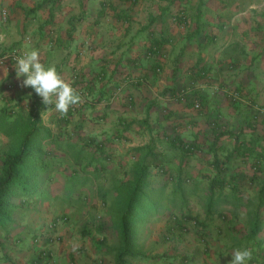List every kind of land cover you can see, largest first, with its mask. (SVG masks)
<instances>
[{
    "label": "crops",
    "instance_id": "crops-1",
    "mask_svg": "<svg viewBox=\"0 0 264 264\" xmlns=\"http://www.w3.org/2000/svg\"><path fill=\"white\" fill-rule=\"evenodd\" d=\"M0 7L10 11L9 22L0 21V50L39 49L81 97L66 114L54 105L41 114L49 163L34 188L15 196L0 264H47L45 249L53 264H106L135 149L153 139L168 170L154 186L167 184L171 198L176 187L185 190L177 210L162 212V242L143 261L229 264L235 249L248 248L249 264H264V114L254 107L264 106V2L0 0ZM22 80L14 67L0 70V161L13 144L4 128L25 121L40 97ZM9 107L18 116L3 118ZM182 142L195 146L191 155ZM212 180L225 191L209 211ZM54 221L61 238L52 242Z\"/></svg>",
    "mask_w": 264,
    "mask_h": 264
},
{
    "label": "trees",
    "instance_id": "trees-1",
    "mask_svg": "<svg viewBox=\"0 0 264 264\" xmlns=\"http://www.w3.org/2000/svg\"><path fill=\"white\" fill-rule=\"evenodd\" d=\"M35 96H37L36 93ZM49 108L50 106L45 105L39 97L29 107V115L25 121L20 123L15 121L4 128L13 137V144L10 150L2 155L0 161V230L10 227L13 211L17 207L14 202L15 196L34 188L39 175L45 171L49 163L43 160L45 157L42 148L43 140L38 136L40 130H42L40 124L41 114ZM19 120L21 119L19 118ZM181 149L188 156L192 154L195 146L182 142ZM154 150V139L150 143L135 149L138 158L132 170L133 179L124 185L123 196L126 199L123 204L119 205V202H117L116 208L119 209V220L121 221V223L119 221L121 246L117 251L116 264H126L129 258L145 260L150 257V253L135 248L137 245L135 234L137 221L133 219L138 217L137 212L140 208L143 209L146 200L151 197L156 199L158 195L164 194L167 189V184L154 186L153 180L156 175L166 176L168 174V170L164 169L159 159L154 157ZM83 159V156L78 155L76 162L82 164ZM155 168H157V171L154 174L153 169ZM150 178L151 180H148ZM216 185L218 188H216ZM209 189L210 198L207 206L208 210L211 211L214 206L220 203L217 200L223 197L225 186H218V182L212 180ZM217 189L219 191H216ZM183 190L185 188L178 186L175 188V194L172 195L174 197H169L172 211L178 209L177 195ZM217 194L220 195L219 198L216 197ZM143 215L142 213L141 217ZM146 218L149 219V217ZM158 220H161L160 216ZM192 220V217H186L185 222L189 223ZM172 221L176 223L181 220L178 219L176 214H173Z\"/></svg>",
    "mask_w": 264,
    "mask_h": 264
},
{
    "label": "clouds",
    "instance_id": "clouds-1",
    "mask_svg": "<svg viewBox=\"0 0 264 264\" xmlns=\"http://www.w3.org/2000/svg\"><path fill=\"white\" fill-rule=\"evenodd\" d=\"M13 61L17 78H23V86L32 88L45 105H54L55 110L66 114L80 102V95L61 77L57 66L41 61L39 49L31 48L18 56L13 55ZM251 258V249L237 248L229 264H249Z\"/></svg>",
    "mask_w": 264,
    "mask_h": 264
},
{
    "label": "rangeland",
    "instance_id": "rangeland-1",
    "mask_svg": "<svg viewBox=\"0 0 264 264\" xmlns=\"http://www.w3.org/2000/svg\"><path fill=\"white\" fill-rule=\"evenodd\" d=\"M252 2L259 4V3L264 2V0H252ZM24 108H19L20 114L22 116H26L25 114H27V111ZM21 109H23L22 112H21ZM16 112H17V110H15V108H10L7 111L4 109L2 116H3V118L6 119L7 115L10 117L18 115V113H16ZM8 119H10V118L8 117ZM4 125L5 124L3 122H0V129H2ZM160 183L161 182H157L156 184L160 185ZM65 184L68 187H70L69 186L70 183L65 181ZM64 189L65 188H62V186H61L60 191L64 190ZM68 191H70V190L67 188V192ZM168 197L169 196H167L165 194L158 195L156 199L154 197H151L150 199L145 201V204L143 205V209L140 208L138 210V212H137L138 217L137 218L134 217V219H133V220L137 221L136 226H135L136 227L135 228L136 229L135 230L136 239H138L137 245L135 247L136 249H138L140 251L141 250L147 251V249H149V248L151 249L154 244L162 242V233L164 232V230H162V229H163V226H165V220H158V218H159V216L161 217L162 212L167 209L166 206L170 207V201H169L170 199L168 200ZM125 199H126V197L122 196L121 199L118 200L119 201L118 204L119 205L123 204ZM142 213L146 216L144 217V215H143L141 217ZM164 216H166V214H164ZM146 217H149V219ZM144 218H146V219H144ZM119 221L120 220L117 219L116 223L114 222L115 225L114 224L112 225L116 230H120L119 229ZM111 223H113V221H111ZM120 223H121V221H120ZM12 225L13 224H10V226H12ZM5 229H7V228H5ZM4 231H6V230H0V233H1L0 234V241L3 239V234L5 233ZM12 236H13V234H12ZM171 236H170V238L172 239L173 236L172 237ZM14 238H15V241L18 242L19 239L17 237V234L14 235ZM170 238H169V241H170ZM26 241H27V243H30V240L27 239ZM109 242H110L109 245L112 243L115 246H119V247L121 246L120 237L117 234L112 235V238ZM170 243L174 244L175 241L171 240ZM109 245H108V243L106 244V252H104V257H101V259H103V261H105L106 264H108L111 259H114V261H116V256H117V254L113 253V251L110 249V247H107ZM2 254H3L2 249L0 248V255H2ZM134 260H135L134 258L133 259L129 258L128 261L126 262V264H132V263H130V261L133 262ZM136 260H137L138 264H146V262L143 261V259H141V258H137Z\"/></svg>",
    "mask_w": 264,
    "mask_h": 264
},
{
    "label": "built area",
    "instance_id": "built-area-1",
    "mask_svg": "<svg viewBox=\"0 0 264 264\" xmlns=\"http://www.w3.org/2000/svg\"><path fill=\"white\" fill-rule=\"evenodd\" d=\"M10 20V11L9 9H7L6 7H0V21L3 23H8ZM27 41H29V39L27 38ZM28 51L27 49H25L22 46H14L9 48L6 51H1L0 50V70L2 68H12L14 67V61H13V55H20L22 52ZM9 88H11V86H9ZM235 99L239 98V95L237 93H234L232 95ZM255 106V110H256V114L258 115H262L264 114V106L263 105H258V104H254ZM196 107L199 108L200 104L196 103ZM65 219V218H64ZM56 225L57 222L54 221L48 228L47 233H48V237L51 239V241L55 242V241H59L61 236L60 234L57 232L56 230ZM40 239V237H39ZM45 261H47V264H53V260L50 256L49 250L45 249L44 251H42L41 254Z\"/></svg>",
    "mask_w": 264,
    "mask_h": 264
}]
</instances>
